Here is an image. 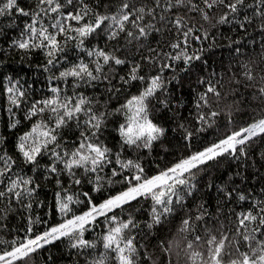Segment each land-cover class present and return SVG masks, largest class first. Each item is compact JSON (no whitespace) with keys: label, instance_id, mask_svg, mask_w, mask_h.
I'll list each match as a JSON object with an SVG mask.
<instances>
[{"label":"snow or ice","instance_id":"6c2138e0","mask_svg":"<svg viewBox=\"0 0 264 264\" xmlns=\"http://www.w3.org/2000/svg\"><path fill=\"white\" fill-rule=\"evenodd\" d=\"M17 16L28 21L9 47L26 54L42 51L45 72L61 61L67 62L70 42L88 60L78 57L76 63L49 77L51 96L34 101L25 111L24 120L30 122V127L17 138L15 152L25 165L33 166V171L40 167L41 158H49V175L45 179L56 177L60 191L55 193V200L64 217L73 213L74 203H82L64 187V175L70 185L87 181L94 192H100L105 184L126 187L98 204L88 192L82 193L88 201L87 211L73 213L41 234L12 240L10 248L0 251V264H28L39 249L65 237L73 249L97 250L98 244L102 247L103 251L86 260V264H164L153 258L155 252L149 250L153 245L146 237L177 216L179 224L172 238L160 239L154 246L167 258V264H174L173 255L179 256L181 252L185 264H264V188L256 191L239 187L236 179L241 184L246 181L243 173L237 171L222 184L208 185L216 191L215 214L209 211L206 201L195 202L200 192L199 174L222 159L247 162L250 151L264 143V42L255 56L237 46L233 50L235 65L230 63L222 73L213 69L209 78L197 80L202 91L196 94L194 118L200 127L195 131L215 128L216 121L224 117L228 130L222 137L199 150H190L151 176L145 172L139 156L126 157L129 152L151 153L157 143L167 152L163 138L169 129L156 122L153 103L165 110L174 106L172 96L167 94L166 85L171 80L166 81L165 71H175L180 63L184 65L183 72L197 62L208 67L203 42L214 41L212 30L220 26L234 25L245 33L253 28L264 37V0H32L28 8L21 7L20 0H0V18L11 21L0 27V34L15 25ZM101 34L107 41L115 42L116 47H86L90 38ZM153 35L163 38L154 47L147 43ZM193 42L200 46L194 48ZM235 43L239 45V41ZM133 47L135 54L129 57L127 53ZM121 51L124 58L117 54ZM145 65L154 69V74H141ZM120 66L128 67L124 75L117 71ZM6 79L7 112L12 116L9 126L16 128L21 121L14 109L26 103V92L18 80ZM133 81L144 87L124 103L111 107V100ZM101 83L107 87L100 94L89 96L78 91L82 86L94 88ZM105 95L108 98L102 99ZM175 107L183 105L177 102ZM242 112L249 116V121L236 127L234 117ZM112 117L122 122L114 129L116 143L109 146L102 136ZM177 121L171 131L181 132L180 138L190 149L194 132L181 118ZM70 123L75 124L79 134L69 142L62 129ZM5 139L0 136V220L16 208L30 209V201L40 187L33 176L18 171L17 159L4 147ZM257 156L264 162V149ZM141 199L152 201L145 225L148 232H143L135 215H121L133 201ZM190 199L194 206H189ZM225 205L234 207L224 211ZM101 217L106 231L98 241L85 239V232ZM27 231L32 233V228Z\"/></svg>","mask_w":264,"mask_h":264},{"label":"trees","instance_id":"16d2710c","mask_svg":"<svg viewBox=\"0 0 264 264\" xmlns=\"http://www.w3.org/2000/svg\"><path fill=\"white\" fill-rule=\"evenodd\" d=\"M32 3V0H20L21 7L28 8ZM15 25L9 28H5L4 33L0 34V136L5 137L4 147L7 149L10 155H13L19 164L18 171H22L25 176H33L35 183L40 187L37 189L36 194L31 199L32 207L28 208H16V211L9 212L7 217L0 220V251L10 248L12 240L17 238H23L25 235L41 234L49 227L60 224L66 218L74 214H81L83 211L88 210V201L82 195L84 192H88L92 197L94 203H100L103 199L110 195H114L119 191L125 189L124 184H105L104 188L100 192H94L93 185L85 181L82 185H70L69 178L64 175L61 179L64 182V187L69 189V194H72L75 198L82 201V203H74L72 205L73 213H70L68 217L62 216L57 208L55 193L60 191V187L56 185V177L51 176L50 179H45L49 173L46 171V167L49 164V158L44 157L40 159V167L35 171L32 170L33 166L25 165L22 158L15 152L14 145L17 138L24 132L29 130L30 122L24 120V113L36 101L45 97L51 96L49 77L52 75H58L59 71L69 67L71 64L77 62V58L81 57L88 60L86 55L80 52L78 49H74V46L70 42L68 45L67 62L61 61V63L53 68L49 72H45L43 65L45 64V56L42 51L36 50L31 53H25L22 50L10 48L11 41L18 37L20 31L23 29L24 24L28 21L26 17L15 18ZM11 21L7 18H0V27L9 25ZM212 36L215 40H209L203 42L205 48L204 59L208 61V67H205L201 62H197L188 72H183L181 69L184 67L182 63L178 64L175 71H165L164 76L166 81L171 80V83H167V94L173 98V107L170 110H165L161 105L155 104L156 111L154 116L156 122L161 126L169 129V132L163 138V146L167 148L165 152L160 143H157L152 152L143 150L139 153L129 152L126 153V157L136 159L139 156V162L145 169V172L151 176L156 174L160 169L169 166L172 162L179 159L182 156L189 154V151L199 150L205 144L214 141L217 138L222 137L228 128L226 127V120L221 117L216 121L215 128L208 129L206 132H196L195 130L200 127L199 123L195 120L196 108L195 100L196 94L202 91V88L197 85L199 77L209 78L212 70L217 73H222L228 68L229 64H236L234 59V49L239 46L242 52L248 55L255 56L260 52V44L264 42L262 37L253 28H249L245 33L234 25L220 26L218 29L212 30ZM163 39L160 36L153 35L149 37L147 43L151 46H156L158 40ZM239 41V45L235 42ZM255 41V43H253ZM120 47H124V40L121 39ZM99 44L102 47H106L108 50L116 47L115 42L107 41L104 34L95 38H90L86 42V47H92ZM213 45L209 50V45ZM198 42H193V47H199ZM121 58L125 57L123 51L118 52ZM135 54L133 47L132 51L127 53L129 57ZM147 54L146 50L145 53ZM139 57H137L138 59ZM244 58V57H242ZM144 72L141 74H154L155 70L150 69V66H144ZM117 71L120 75H124L128 71L127 66L118 67ZM7 77H11L13 81H19L26 92V103L19 109H14L16 118L21 121L16 128H11L9 125L12 122V116L7 112L9 107L7 102V93L5 88L8 85ZM175 77L176 79H172ZM53 84L59 83L63 85L61 81H53ZM117 87L120 84L117 81H113ZM107 87L106 83H101L94 88L82 86L78 91L85 93L86 95H94L102 93L103 89ZM144 87L139 81H133L131 85L122 88L121 92L116 98L111 100V107H117L131 95L138 93L140 89ZM71 88L68 89L71 94ZM105 95L102 99H107ZM163 99V96L159 97ZM179 102L183 107H175ZM255 104H253V107ZM177 118H181V121L185 123L189 130L194 132L193 139L191 141V148L180 138L181 132H172L171 129L176 127ZM236 121V127L249 121V116L245 113H241L234 117ZM122 122L118 117H112L108 124V130L104 132L102 139L105 140L109 146H113L116 143L117 134L114 131L116 124ZM78 130L74 123H70V126L66 129H62V135L67 141H72L78 136ZM264 149V143H261L260 148L250 151V157L247 162L235 161L232 159H222L219 164H213L203 173L198 175L200 192L196 194V203H200L201 200L206 201L210 206L209 211L213 214L217 211L216 208V191L215 188H209V184L219 185L225 182L230 174H234L239 171L243 173L245 183L241 184L240 179H236V184L241 188H250L256 191L264 188V162H261L257 156V152ZM255 160V164L252 161ZM117 179H122L119 177ZM28 202V201H26ZM189 206H194L192 200H189ZM152 201L150 199H141L139 202L133 201L130 208H126L121 214L127 216L129 214L135 215L139 221L143 232H148L146 223L149 222V211ZM13 207H16L15 205ZM224 211H228L234 207V205L222 206ZM239 210V209H236ZM223 218V217H221ZM179 224V216L165 225L154 228L147 240L153 245L150 251L155 252L154 259H159L167 264V258L160 255L159 250L154 246L160 239H171L175 234L176 228ZM29 227L32 228V233H28ZM106 231V226L103 218H98L97 223L90 226L88 231L85 232L84 238L90 241H98L99 238ZM154 237V238H153ZM143 243V241H141ZM103 251L99 246L97 250H77L71 247V242L68 238H61L50 244L45 245L39 249L30 260L28 264H86V260H90L97 256L99 252ZM88 252L92 255L88 256ZM174 264H185L183 253L179 256L173 255Z\"/></svg>","mask_w":264,"mask_h":264}]
</instances>
